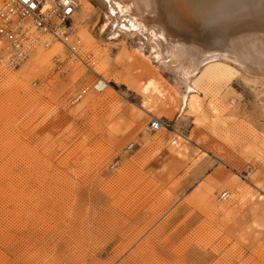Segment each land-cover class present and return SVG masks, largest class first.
<instances>
[{
  "label": "rangeland",
  "instance_id": "rangeland-1",
  "mask_svg": "<svg viewBox=\"0 0 264 264\" xmlns=\"http://www.w3.org/2000/svg\"><path fill=\"white\" fill-rule=\"evenodd\" d=\"M77 4L78 56L0 63V264H264V78L219 61L186 96L105 0Z\"/></svg>",
  "mask_w": 264,
  "mask_h": 264
},
{
  "label": "bare ground",
  "instance_id": "bare-ground-1",
  "mask_svg": "<svg viewBox=\"0 0 264 264\" xmlns=\"http://www.w3.org/2000/svg\"><path fill=\"white\" fill-rule=\"evenodd\" d=\"M105 1L116 17L117 27L139 33L157 46L162 53V65L175 75L186 96L194 89L192 77L203 66H207V69L201 71L199 78L210 80L219 76L222 70L230 68L222 67L219 61L234 64L250 76L264 78V0ZM75 2L77 11V0ZM30 33L31 40L25 42L23 59L16 64L11 62L9 47L0 42L1 64L18 66L43 39L49 42L56 40L76 54V43L73 41L69 44L67 41L69 32L63 41L39 34L34 28ZM102 79L106 82L102 91L106 92L109 82ZM187 107L192 112L200 110L194 96L188 98ZM174 144L178 146L176 149L180 148V144ZM226 192L228 199L230 192Z\"/></svg>",
  "mask_w": 264,
  "mask_h": 264
},
{
  "label": "built area",
  "instance_id": "built-area-1",
  "mask_svg": "<svg viewBox=\"0 0 264 264\" xmlns=\"http://www.w3.org/2000/svg\"><path fill=\"white\" fill-rule=\"evenodd\" d=\"M0 42L9 47L12 63H19L24 56L25 42L31 40V28L39 34L63 41L68 35L73 14L76 11L75 0H0ZM48 41L46 42V44ZM32 45V44H31ZM106 82L97 78L89 88L95 92H102ZM87 87L81 89L80 98ZM169 127L167 121L151 119L150 131H158ZM131 142L126 150L133 148ZM227 192L220 194L221 199L227 198Z\"/></svg>",
  "mask_w": 264,
  "mask_h": 264
}]
</instances>
